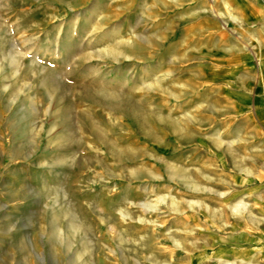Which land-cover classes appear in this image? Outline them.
Returning <instances> with one entry per match:
<instances>
[{
	"label": "rangeland",
	"instance_id": "obj_1",
	"mask_svg": "<svg viewBox=\"0 0 264 264\" xmlns=\"http://www.w3.org/2000/svg\"><path fill=\"white\" fill-rule=\"evenodd\" d=\"M136 5L0 0V264H264L233 246L264 203L218 191L241 161L168 110Z\"/></svg>",
	"mask_w": 264,
	"mask_h": 264
},
{
	"label": "crops",
	"instance_id": "obj_2",
	"mask_svg": "<svg viewBox=\"0 0 264 264\" xmlns=\"http://www.w3.org/2000/svg\"><path fill=\"white\" fill-rule=\"evenodd\" d=\"M135 1L133 22L150 34L152 63L169 80L168 110L205 113L193 119L206 133L198 142L231 145L227 157L241 161L218 191L233 193V203H264V0ZM243 236L235 252L256 254L264 237Z\"/></svg>",
	"mask_w": 264,
	"mask_h": 264
}]
</instances>
